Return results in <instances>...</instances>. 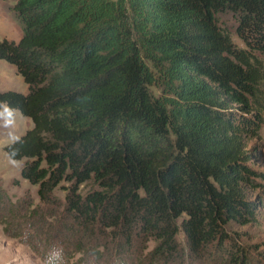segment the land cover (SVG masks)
<instances>
[{"label": "trees", "instance_id": "trees-1", "mask_svg": "<svg viewBox=\"0 0 264 264\" xmlns=\"http://www.w3.org/2000/svg\"><path fill=\"white\" fill-rule=\"evenodd\" d=\"M12 10L22 32L0 39V59L27 91L0 89V108L32 126L4 150L24 159L41 202L65 191L76 264L85 253L106 264V252L114 264L215 252L246 264L227 225L255 223L262 200L247 195L264 180L247 140L264 123V0H14ZM224 11L242 45L219 24Z\"/></svg>", "mask_w": 264, "mask_h": 264}, {"label": "rangeland", "instance_id": "rangeland-1", "mask_svg": "<svg viewBox=\"0 0 264 264\" xmlns=\"http://www.w3.org/2000/svg\"><path fill=\"white\" fill-rule=\"evenodd\" d=\"M14 0H0V39L3 37L17 40L21 28L12 10ZM218 22L232 39L242 45L235 33V17L229 11L218 14ZM264 63V53L260 54ZM16 89L27 91V84L14 65L0 59V89ZM154 89V87H153ZM32 126L30 117L23 115L18 109L2 104L0 108V264H76L83 256V251L75 250L74 223L72 217L63 208L65 191L61 187L54 189L59 202L51 204L39 200L37 186L31 184L20 175V167L24 159H10L4 145L17 138L25 129ZM251 162L264 171V123L256 137L247 140ZM92 182L80 185L85 192ZM247 195L251 199L261 197L256 203L258 220L255 223L239 224L231 222L227 230L235 237L246 253V264H264V180L255 188H249ZM72 229V230H71ZM178 239L182 234L178 233ZM85 240L84 238L82 239ZM138 241L128 252L124 251L122 260L130 262L136 256ZM154 241L148 240L144 251L151 249ZM110 253V251H109ZM113 255V256H111ZM86 264L92 255L85 253ZM106 264H114V254H106ZM84 258V257H83ZM89 259V261H88ZM103 263L102 258L100 259ZM118 261V260H117ZM85 264V263H84ZM193 264H232L229 259L221 257L219 252L206 255L202 261Z\"/></svg>", "mask_w": 264, "mask_h": 264}]
</instances>
